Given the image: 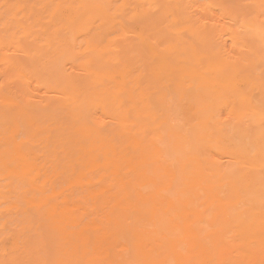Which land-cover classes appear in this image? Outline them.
Wrapping results in <instances>:
<instances>
[{
    "label": "bare ground",
    "instance_id": "6f19581e",
    "mask_svg": "<svg viewBox=\"0 0 264 264\" xmlns=\"http://www.w3.org/2000/svg\"><path fill=\"white\" fill-rule=\"evenodd\" d=\"M0 264H264V0H0Z\"/></svg>",
    "mask_w": 264,
    "mask_h": 264
}]
</instances>
